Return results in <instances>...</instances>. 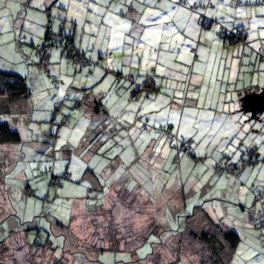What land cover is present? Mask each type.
Returning <instances> with one entry per match:
<instances>
[{"label": "crops", "instance_id": "obj_1", "mask_svg": "<svg viewBox=\"0 0 264 264\" xmlns=\"http://www.w3.org/2000/svg\"><path fill=\"white\" fill-rule=\"evenodd\" d=\"M251 1L0 0V17L9 20L4 40L11 41L0 44L11 46L10 56L0 52V70L18 73L28 81L32 70L20 59V47L25 44L21 40H30L32 45L45 43L49 35L56 38L53 29L61 23L63 32L72 35L76 47L91 60L90 66L79 68L72 64L67 50H53L48 74L37 70L38 97L31 90L29 98L0 111L12 119L8 121L11 126L22 119L30 128L42 118L36 116V107L61 111L60 129L52 135L63 141L61 156L69 162L63 174L70 173L71 177H64L59 186L54 179L50 185L46 183V198L53 182L58 189L75 188L76 215L69 224L71 230L62 221L57 223L60 227L54 232L65 235L66 241L63 247L51 243L48 251L54 259L62 258L64 264H203V256L196 249L202 245L218 254L209 257L208 264H223L221 258L230 248L221 234H209L212 240H208L209 235L204 237L215 230L212 225H217L241 237L229 264H264V230L259 226L264 218V198L262 203L255 199L264 187L254 178L257 168L264 167V152L254 144L264 134V117L259 122L253 116L242 129V109L249 113L252 95L264 89L253 79L256 72L263 71L255 53L261 45L253 46L257 38L264 40V15ZM182 2L196 4L197 11L183 7ZM16 15L23 16L21 29L10 21ZM205 15L214 20L210 28L201 25L200 18ZM222 24L245 32L247 42L229 43L217 37L215 31ZM14 40L18 41L16 48ZM193 51L199 61H212L213 67L218 62V69L196 71L197 60L191 70L181 73L183 84L158 82L155 64L171 57L179 60L182 53L192 61ZM249 61L250 67L244 71ZM152 69L156 89L149 94L146 89L137 91V84L150 76ZM46 75L56 80L48 83ZM128 75L135 76L137 84L117 81L118 76ZM244 76L251 78L241 82ZM252 112L259 116L264 113L258 109ZM161 126L189 138L194 157L178 151ZM10 144H2L0 152L17 160L20 155L13 153ZM46 148L47 144L42 150ZM243 159L253 163L243 168L239 178L217 171L219 163L237 166ZM13 164L14 158L8 164L0 158V167H5L0 170V180L10 171L8 175L13 177L8 182L13 184L18 174ZM127 187L136 192L137 205L146 206L143 214L133 213L135 203L112 204L118 192ZM86 194L93 198H85ZM118 204H122L123 214L116 213ZM106 207L104 217L100 212ZM105 219L112 221V226H94V221ZM93 233L96 242L90 239ZM38 236L43 238L41 233ZM146 244L152 246L148 257L138 258L137 252ZM69 249L77 252L74 260L67 256ZM187 249L192 256L183 255ZM116 252L123 257L109 259V254Z\"/></svg>", "mask_w": 264, "mask_h": 264}, {"label": "rangeland", "instance_id": "obj_2", "mask_svg": "<svg viewBox=\"0 0 264 264\" xmlns=\"http://www.w3.org/2000/svg\"><path fill=\"white\" fill-rule=\"evenodd\" d=\"M29 1V0H24ZM251 1V0H250ZM39 0H34V3H38ZM254 8H257L261 15H264V2L263 0H254L251 1ZM250 4V2H249ZM21 7V2L18 4ZM2 14V13H1ZM0 14V15H1ZM49 15L52 14L48 13ZM22 15H16L14 20H10L14 23H17L18 29L23 28V21H22ZM9 23V20L7 17H0V44L11 42L9 40H4L8 36V29L7 24ZM6 25V26H4ZM5 27V28H4ZM55 33H59L58 29L54 27L53 29ZM57 36V35H56ZM261 38L256 39V46L259 47V45H264V40ZM25 44H23V47H20L19 56L22 60L23 64L26 65V63L29 64L31 71V76L28 79L30 83L31 90L36 92V95L38 97V87H37V70H42L48 74V70L51 66L47 63H43L40 61V57L42 56V52H40L37 49L38 45H44L42 41H39V43H35L34 45L31 44L30 40L25 41L21 40ZM14 48L17 46V42L14 40ZM3 48V50H0V52H3L4 56H10V45L6 47V45L0 46ZM257 49V48H256ZM215 52V50H213ZM11 53H13L11 51ZM193 59L192 61L187 59L186 55L184 53L181 54V58L178 60L177 58L171 57L169 60L161 61L159 64H155L154 68L158 69L157 78L158 82L164 81V85H174L177 86L179 84H183V75L181 76V73L184 72V70H191L193 67L194 62H197L196 64V71L200 70H207L208 68H215V70L218 69V62L216 63V66L213 67V62H209L207 60H200L197 57V54L193 51ZM259 64H261V70L259 73L256 72L254 74V81L255 84L258 86L260 85L261 88H264V61L258 60ZM41 62V63H40ZM210 63V64H209ZM249 62H245L244 71H247V68L250 67ZM54 64V63H53ZM73 64V63H72ZM74 65V64H73ZM211 65V66H210ZM153 76H155V70L152 69L151 72ZM245 75V73H244ZM251 76V73L249 74ZM156 77V76H155ZM251 77L244 76L241 77L240 81H248ZM46 81L49 83L50 80L55 81V76H45ZM51 84H53L51 82ZM51 87V85H49ZM262 94L264 92V89L260 91ZM247 94V93H246ZM245 94L244 97H247ZM205 95V94H204ZM203 95V96H204ZM253 97V95H252ZM36 103H34L35 105ZM33 108L30 105L31 112ZM45 111L39 110L38 107L35 109L36 116L42 115V118H38L34 124L28 125L27 122L22 121V119L18 120V123L13 122L12 126L16 127L20 133H21V142L19 143H12L10 144V148L13 150V153L20 155L19 158H16L15 156L7 155V153L4 154V152H0V158L5 161L6 164L10 163V160L14 158V164H13V170L14 172L18 173L16 176L15 181L13 184L16 186V190L13 189L14 186L11 183V181L8 182V179H12V175L10 171L7 173H3V182H0V221L2 222V227L0 229V243H7L6 245H10V249H7V251L0 253V264H12V262H17V257L19 259L18 264H33L34 262V256L32 253V248L30 245L25 244L24 238H22V241H20V245L18 240L19 236L16 238L12 236V234L9 232L7 233V225L5 220L8 218H13V220L18 224L19 228L17 231L23 232L24 229H30L27 237L28 243H30L29 240L36 239L35 235L37 232H39L36 229L38 228L43 231H40L42 234V239L39 238V240L44 241L46 237L51 238V242L54 243L55 246L63 247L64 241H66L65 236H56V233L54 232L55 228H59L60 226L57 225L59 221H62V223L66 224L67 230H71V227H69V224L72 222V217L74 214L76 215V212L73 211L74 208V201L75 199L72 197V194L75 195V188L72 189H58V184L55 185V182L51 185L50 190V197L48 199L46 198L48 194V188L46 189V183L50 185V180H55L54 176L59 177V182H62L64 179V172L68 167V161L64 160L61 156V147L63 144V141L58 139L57 137L53 136L57 134V129H60V123L62 121V114L61 111L58 108H50V109H44ZM34 112V111H33ZM242 112L245 116V119L242 124V129H244V126L246 123L249 122V120L255 116L259 118V122L262 121L264 117V113L262 112L261 115H257L256 113H253L252 111H247L243 108ZM47 113V116L45 115ZM30 114V113H29ZM59 120H56V117L58 116ZM253 114V115H252ZM31 115V114H30ZM247 118V119H246ZM12 119L5 114L0 115V122H10ZM28 129L33 130L36 132L37 135L32 136L31 131H28ZM43 132H47V135H43ZM160 132V131H159ZM52 133H54L52 135ZM186 137V136H185ZM260 141L255 142L256 149L258 148L260 152H264V134L260 136ZM47 144L46 150H42ZM2 146V145H0ZM4 149V148H3ZM9 149L10 151H12ZM34 150V151H33ZM10 157V158H9ZM192 158V162H193ZM256 160V159H255ZM68 162V163H67ZM176 162H179L177 160ZM4 166L0 167V170H4ZM257 176H254L256 179L257 185L264 187V167L257 168ZM5 177V179H4ZM109 183V182H108ZM38 185V186H37ZM12 187V188H10ZM74 190V191H73ZM73 191V192H72ZM68 193V194H66ZM258 196H261L264 198V192L258 193ZM85 198H93L92 194L89 195L86 194ZM262 198V199H263ZM257 201H260L262 203V199H258L256 196L255 198ZM114 203H121L118 199L116 201L112 200V204ZM138 202H135L134 207V214H143L144 210H146V206L142 204V207L137 205ZM144 203V202H143ZM264 203V202H263ZM133 204V202H132ZM145 208V209H144ZM116 213H124V209L122 204H118L116 207ZM141 210V211H140ZM100 213L102 215L108 214L107 207L104 208ZM100 213L96 214V216L100 215ZM5 214V216H4ZM73 214V215H72ZM80 214V211H78L77 216ZM95 218V217H94ZM89 223V228H92L91 221ZM94 226H98L100 224H109V226H112V221L108 220H100L98 222L94 221ZM53 227V229H52ZM94 228V227H93ZM7 229V230H6ZM149 230V228H148ZM140 233V232H139ZM141 233H143L141 231ZM21 234V233H20ZM94 236V237H93ZM15 238V239H14ZM92 242H96L94 233L92 234L91 238ZM14 240V241H13ZM17 241V243H16ZM14 244L18 246H13ZM2 246V244H0ZM13 246V247H12ZM20 248V249H17ZM17 249V250H16ZM152 249V246L150 244H146L142 247H140L139 251L137 252V257L141 259H146L149 255V251ZM196 249L200 251L199 255H210V249L208 246H202V245H196ZM21 250V251H20ZM60 251L61 248H58ZM72 252H68L67 256L71 257L73 260L75 259V254L77 252H73L76 250H71ZM60 253V252H58ZM125 255V254H124ZM183 255L189 257L192 256L193 253L189 252V250H185ZM196 255V254H194ZM16 256V257H14ZM29 256V257H28ZM38 257L37 264H64L63 261L58 262V259H54L52 255H50L49 251H42L38 252L36 254ZM102 256V255H101ZM111 256V257H110ZM14 257V259H13ZM109 259H116L119 260L123 257L122 253H112L109 254ZM103 259L100 257V261ZM67 264V262H66ZM68 264H70L68 262Z\"/></svg>", "mask_w": 264, "mask_h": 264}, {"label": "trees", "instance_id": "obj_3", "mask_svg": "<svg viewBox=\"0 0 264 264\" xmlns=\"http://www.w3.org/2000/svg\"><path fill=\"white\" fill-rule=\"evenodd\" d=\"M181 5L183 7H189L193 11H197V9H198V7L195 9L193 7V5L188 6L186 2H182ZM200 20H201V25L205 28L206 27L210 28L214 24V20L213 19L211 20L210 18L206 17V15H205V18H203L201 16ZM207 21L209 24L206 23ZM223 29H226V31L224 32ZM50 31L52 32L51 29H50ZM58 31H59V33L58 34L56 33V35H57L56 38L52 39L51 35H49L48 38L46 39L44 45H38V46H42V47L52 46V49L48 50L47 52L44 50H42V51L40 50V52H42V54H43V56H42L43 63L49 62L50 53L53 50L59 49V48H64L65 50H67V52H69V56L71 58V61L76 67L87 68L88 66H90V64H91L90 58L85 56V54L83 55L82 51H80L76 47L75 42H74V37L72 35H67L63 32L64 31V24L61 23L59 25ZM215 34L217 37L225 39L229 43H246L247 42V34L235 26L228 27V26H224L222 24L215 31ZM255 53L261 61H264V45L263 46L261 45L259 48H257L255 50ZM45 58H47V59L45 60ZM75 59H77L78 61L88 60V64L86 66H82L78 62L76 63ZM122 79H126L127 81H129L131 83L137 84L136 80H135V76H133V75L118 76L117 81H121ZM154 81L155 80H154L153 75L148 76L141 84H139V83L137 84V86H138L137 91L142 90V89H144V90L146 89V92L148 94L152 93V91H154L156 89V85H155ZM30 95H31V89H30V86L28 84L26 77H24L18 73H15V72L0 70V111L5 112L6 106L8 104L21 102V101L29 98ZM147 126H148V124H145L144 127L148 128ZM160 130L164 131L167 135H169L173 138L174 147L178 151L185 152L188 156L194 157V154L192 151V146H191L192 143L190 144V147H188V144H187L190 141L189 138L187 139L185 136L179 135V134H172L170 128L166 127V126H161ZM21 140H22L21 133L16 127L11 126L8 122H0V145L6 144V143H19V142H21ZM242 162H246L247 163L246 166H247V165H251L253 163V160L252 159H250V160L243 159V160H241L240 164H238L237 166H233V165L228 164V163H219L217 165V171L218 172H224L226 174L235 176V175L231 174L228 170H226V168H228L229 170H233V169L239 170L240 169L243 172L244 167L241 166ZM242 172H241V174H242ZM240 175H239V177H240ZM54 177L56 180V184H61L59 182V179L56 178V176H54ZM64 177L69 179L71 177V175H70V173H66L64 175ZM239 177H236V178H239ZM3 181L4 180L2 178L0 180V182H3ZM257 197H258V195H257ZM116 198L119 201H122L125 203H132L133 202V204H134L135 202H137L136 201L137 200L136 199V192L134 190L130 189L129 187L119 191ZM262 198L263 197H261L260 200ZM0 212H1V208H0ZM202 214L205 215V213H203V211H202ZM4 216H5V214H4ZM191 217H194V216H191ZM263 220H264V218L261 219L259 226L264 230V227L261 226ZM5 222L7 225V229L9 228L8 230L6 229L7 230L6 232L7 233L10 232L12 234V236L15 238L17 236L20 237L18 240V242H19L18 245L21 244L20 241H22V238H24L26 245H30V247L32 248L33 256H34L33 264L37 263L38 257L36 256V254L38 252L48 251L50 249V245L52 242H51V238L49 236L46 237L45 239H43L44 241L39 240L40 236H38V234L41 233L40 232V231H42L41 229H38L37 227L33 228V229L38 230L39 232H37V234L35 236L36 239H34L32 241L29 240L30 243H28L27 237L25 235L20 234L19 231H17V229L19 227L17 228V226H16L17 223L13 220V218H8L5 220ZM10 223H16V225L11 226V225H9ZM1 227H2V222L0 221V229H1ZM212 227H214L215 230L211 233H210V231L206 232L204 234V237H206L205 239H207L209 234H212L213 236L221 234V236L224 240V243H226L230 248V253L228 252V253L224 254L223 257L221 258V261L223 264H229L231 252H233L232 250H234L239 245V243L241 241V237L236 231H232V230L223 231L222 228H220L217 225H212ZM24 230H23V233H25L26 235H29L28 232L30 229H24ZM212 235H209L208 240H210V239L212 240V238H214ZM211 242H213V241H211ZM16 243H17V241H16ZM0 244H2V246L0 245V253H3L5 251H7V249L11 248L10 245L12 244V242L8 246L6 245L7 243H0ZM18 245L14 244L13 246H18ZM215 249H216V247L212 246V250L215 251ZM69 251H71V249H69ZM63 252H62V255H64ZM206 255L207 256L202 255L203 259H204L203 264L204 263L205 264L211 263V261L208 262L209 257L215 256L218 254H217V252L212 251V252H210V255L209 254H206ZM61 260H64V259L59 258L57 261L60 262Z\"/></svg>", "mask_w": 264, "mask_h": 264}, {"label": "built area", "instance_id": "obj_4", "mask_svg": "<svg viewBox=\"0 0 264 264\" xmlns=\"http://www.w3.org/2000/svg\"><path fill=\"white\" fill-rule=\"evenodd\" d=\"M239 3H240V1H239ZM195 9L198 7L196 4L193 6ZM203 18H205V16H203ZM207 24H209L208 23V21L206 22ZM223 31L225 32L226 31V29H223ZM37 49L40 51H42V50H44V51H48V50H50V49H52V46H46V47H42V46H37ZM47 58H45V60H46ZM75 62L77 63H79V64H81L82 66H86L87 64H88V60H80V61H78L77 59H75ZM192 143V141L190 140L187 144H188V147H190V144ZM246 162H242L241 163V166L242 167H245L246 166ZM226 170H228L231 174H233V175H235L236 177H239V175L241 174V172H242V170H236V169H233V170H229L228 168H226ZM261 198V196H258V199H260ZM261 226L262 227H264V220H263V222H262V224H261Z\"/></svg>", "mask_w": 264, "mask_h": 264}, {"label": "water", "instance_id": "obj_5", "mask_svg": "<svg viewBox=\"0 0 264 264\" xmlns=\"http://www.w3.org/2000/svg\"><path fill=\"white\" fill-rule=\"evenodd\" d=\"M252 101L254 103H251L249 111H253L254 109L264 111V92L262 94H255Z\"/></svg>", "mask_w": 264, "mask_h": 264}, {"label": "snow or ice", "instance_id": "obj_6", "mask_svg": "<svg viewBox=\"0 0 264 264\" xmlns=\"http://www.w3.org/2000/svg\"><path fill=\"white\" fill-rule=\"evenodd\" d=\"M156 15L158 16V15H160L159 13H156Z\"/></svg>", "mask_w": 264, "mask_h": 264}]
</instances>
